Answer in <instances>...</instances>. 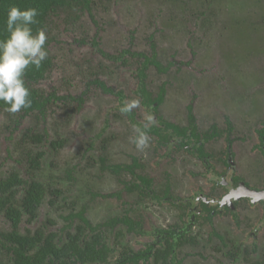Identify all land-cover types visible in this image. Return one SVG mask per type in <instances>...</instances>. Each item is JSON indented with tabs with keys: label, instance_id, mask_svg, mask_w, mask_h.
Here are the masks:
<instances>
[{
	"label": "flooded vegetation",
	"instance_id": "af4514ba",
	"mask_svg": "<svg viewBox=\"0 0 264 264\" xmlns=\"http://www.w3.org/2000/svg\"><path fill=\"white\" fill-rule=\"evenodd\" d=\"M92 5L91 1L90 10ZM188 12L189 10L184 15L185 18H188ZM86 13L89 15L88 11ZM192 13L195 14L196 12ZM91 15L94 17L92 10ZM141 21H143V17ZM188 22L180 24L179 30H177L178 27H175V29L169 27L171 31L164 33L170 35L171 38L167 36V42H163L166 44L162 45H157L154 42V46L148 41H151L153 37L157 40L160 35V33L155 32L157 27L148 29L147 37L142 40L141 44L136 42L140 39L137 37V29L134 30L130 27H111L109 30L103 31L102 26L98 27L97 22L93 21V27H64V30L74 31L67 32L70 33L66 34L69 39L63 40L64 37H62L59 44L70 43L74 47V53L70 54L68 59L72 65L71 70L66 73L64 78H61L67 86L68 83L72 86L60 93V90L55 87V85L57 86L55 81L56 84L52 83L48 86L47 91H42L38 86L42 85V82L47 78L46 76L45 79L34 84V87L45 94L54 92L56 95H72L74 100L65 99L67 104L71 105V110L70 107L63 104L65 106L63 112L56 108V102H49L47 109H45L48 115L45 117L46 125L40 124V129L37 126L36 128L32 127L34 125L30 119L32 111L25 116H21L23 114L22 109L12 114L6 111L5 108L0 107V119L10 126L9 134L5 137L7 140H12V133H21L18 138L21 139L15 144L18 150L23 140L22 135L31 128L33 134L37 131L40 132V130L43 132V128H45L49 141L53 139L64 140L65 145L59 151H55L53 148L44 146L41 143L30 145L34 147L35 151L40 150L45 153L42 161L45 160L46 155L54 153L79 154L76 159H70L74 163H71L63 171L66 179L70 181H73V178L68 176V171L71 170L72 174L76 171L74 169L75 161H80L81 164L89 161V168L101 167L102 165L103 169L107 168L106 164L111 162L110 168L113 172L126 173L129 179L126 183L122 182L121 187L129 195V198L124 197L123 200L127 203L125 214L128 220L131 221L132 227L130 228L134 229L130 233H135L137 223L140 220L142 221L140 218L135 219L132 217L133 214L140 213L144 215V213H148L145 208H137V201L134 204L130 198L131 195H134L140 201L156 204L158 209L168 207L167 210L173 216L172 220L174 221L172 228H170V225L160 227L156 222H153L149 227L151 228L150 231L144 227V224L137 229L141 236L151 235L154 237L150 243L158 240V236L162 237L170 231L172 233L186 231V233L195 235L197 232L194 231V228L198 225H202L201 229L209 230L215 226L212 223L215 219L219 220V229L229 225V223H233L242 229L244 224H248L249 227H252L251 231L247 233L238 231V233L251 238L252 243L249 246L253 245V247L251 249L242 247V249L234 243L235 253L232 254L231 259L235 261L237 258L244 259L247 253L249 255L260 253L258 245L264 241V237L257 240L258 236H261L260 233L263 232L264 234V123L261 126L256 124L253 127V135L250 137L247 133L233 135L232 133H235V130L228 119H226V127L221 130V133L213 121L205 131H199L196 128L192 104L200 102L207 91L210 94L211 105H215L214 102L217 103L213 109H216L217 106H225V103L221 102L222 100H229L227 96L221 98L218 95L216 98L213 95L214 90L219 91L221 89V85L219 89L217 86L210 89V86H207L205 82H210V78L215 76L217 78L216 85L223 83L222 85L228 86L227 82L225 84L217 76L218 74L212 66L220 64L223 58H231V56H222V58L213 50L215 51L214 58L211 62H207V58L210 57L207 55L211 49L203 53H201V50L199 52L195 50V43H193L195 37H192V34H195V31L197 32L198 27H192L191 24L188 25ZM119 31L122 33L117 34ZM48 33L50 35L49 31ZM183 33L187 36L186 38L183 37ZM177 34L179 36L175 38ZM101 36H105L103 39L105 42L100 40L99 37ZM127 36L130 38L129 43L126 41L127 47H120V42L125 40L123 37L126 38ZM54 39L53 36V40L47 45L51 55L55 44ZM133 40L135 41L133 42ZM104 46L115 47L114 49L117 52L106 50ZM199 48L198 46L197 49ZM99 58L105 60L100 59L101 61H99ZM90 60L91 63H89ZM145 60H147V64L143 63ZM148 60H154L158 65L148 64ZM134 61L136 65L133 64ZM102 62L118 65L117 69H120L122 73L121 78L118 81L105 78L101 72ZM209 64L212 66L206 67L210 69L208 71L204 65ZM233 65L236 67L237 63ZM108 69L110 73H113L114 69L112 67H108ZM55 73L56 76L61 75L57 70ZM176 75L181 79H177ZM201 76L203 81L200 78ZM157 78H164L159 86L154 82ZM185 78L187 79L186 83L189 82L193 86L190 93L185 92L190 90L189 83H184ZM233 79L235 83L230 80L236 89L225 86L222 88V92L230 91L232 99L245 97L246 104L250 106L252 101L250 93H246V89L240 83V78L234 77ZM173 81L176 83L174 87L171 84ZM195 81L197 82L195 83ZM75 84H78L79 87L74 88ZM180 85L186 90L183 89L182 91ZM61 86L59 85L60 88H62ZM238 91L240 93L234 95ZM254 93L253 90L254 96L263 95ZM100 98L107 100L108 104L99 105ZM131 99H138L140 101L139 107L133 109L129 114L120 113L118 106L125 100ZM85 109H88L87 113H85ZM210 111L212 110H207V112ZM100 112L105 113L104 119L101 118L100 121L95 122L97 115L100 116ZM147 112L154 115L156 123L150 125L148 129L149 146L145 150L139 151L130 142V137L134 135L132 126L136 124L143 126ZM188 114L193 118L194 124L191 126H189ZM234 114L232 115L234 116ZM54 117L59 119L56 124L53 120ZM117 117L123 121L117 120ZM183 119H185L186 124L180 122ZM185 127H188L186 132L183 130ZM210 132L213 133L210 134ZM193 136L197 138L196 141H194ZM239 144L249 145V149L245 154L239 150ZM19 151L22 154L21 150ZM9 158L13 160L15 157L12 154ZM170 159L171 165L165 173L163 183L160 181L157 187L154 186L153 181L155 178L158 179L157 176L161 172L159 168L163 167V164ZM24 163L23 173L25 174L27 162L24 160ZM195 166H199L201 170L192 172ZM39 171L40 169L37 172L32 170L29 176L25 174V177L42 182ZM173 172H177V174L186 172L183 175L189 180V183L177 188L170 179ZM9 174L6 173L3 178L8 177ZM140 177H149L151 186L148 187L147 184H142ZM166 181L168 184L165 183ZM165 187L169 188L168 196H165ZM148 189L152 190L151 195ZM119 192H121V189H119ZM22 197L15 205H20ZM108 197L120 198L116 195L111 196V193ZM104 198L107 197L104 196ZM121 211L123 210H118V213H121ZM1 215L6 219L3 214ZM196 218L198 219L196 220ZM187 219L190 222L188 229L175 228L176 224L182 226ZM7 221L10 226L9 229H11L10 221ZM23 221L28 222L26 215L21 216V222ZM32 223L27 224L31 225ZM217 230L215 229L222 236V233ZM148 244L146 243L139 249L134 247L132 249L140 251L145 249ZM191 245L184 243L177 251L179 252V250L181 251ZM3 252L6 253V250H0V258ZM6 255L5 264L10 263L9 253H6ZM262 255L260 259L256 260V264H264V252ZM227 257L230 256L227 255ZM111 260H113L112 262L116 261L115 257ZM239 261L244 260L238 259Z\"/></svg>",
	"mask_w": 264,
	"mask_h": 264
},
{
	"label": "rangeland",
	"instance_id": "374dc122",
	"mask_svg": "<svg viewBox=\"0 0 264 264\" xmlns=\"http://www.w3.org/2000/svg\"><path fill=\"white\" fill-rule=\"evenodd\" d=\"M91 1L93 3V5L91 6V10L92 13H94V19L96 20L98 27L102 26L101 29L103 31L109 30L111 27H130L131 29L134 28V30L137 29V37H139L140 39L139 41L136 40V42L138 44H141L142 40L147 37L148 29L150 27H157L155 32L160 33V35L157 37V40L160 43L158 41L156 43L157 45H162L166 44L163 42H167L168 37L171 38L170 35L165 34L171 31L169 27L173 29H175V27H178L177 30H179L180 24L182 25L186 21H189L188 25L191 24L192 27H198L197 32L195 31V34H192V37H195V42L193 41L196 47L195 50L197 52L201 50V53H203L204 51L207 52L211 49L210 53L207 55L210 56L207 58V62H211L213 60L215 51L221 57L231 56V58L222 57L223 61L220 64H217L218 66H212L210 64L204 65L205 68L212 66L213 70L218 74L217 76L222 80V82L224 81L225 84L226 82L228 83V86L222 85L223 83H218L216 85L215 83L217 82V78L215 76H212L210 78V82H205L207 86H210V89L214 88V86H217V88L219 89V86L221 85V89H219V91L214 90L213 95H215L216 98L218 97V95L221 98H226L227 96L230 101L224 99L221 102L225 103V106L221 105L220 107L217 106L216 109H213L217 103L214 102L215 105H211V101L209 100L210 94H208L207 91V94L202 97L200 102L193 103L192 105L194 109L193 113L195 116V124L196 128H198L199 131H205L213 121V123L216 124V126L220 129L219 131L221 133V130H224V128L226 127V119H228L230 124L233 125L232 128L234 127L235 130V133H232L233 135L247 133V135L250 137L253 135V127H255L256 124L261 126L264 123V37L262 40H260V38L256 39L255 37H252L250 41L251 43L257 44V46L262 49V52L260 50L255 55H251L250 53H248V55L244 54L242 58L241 46L238 45L233 38L230 40L225 36V34L231 32V27H236L235 21L240 17L245 19L246 24H253L254 27H256L257 23H260L258 22V20L262 18V14L260 12L262 9H264V5L263 8L254 7L253 9H250L244 6L243 8L236 9L234 4L227 3L228 0ZM261 4H264V0H262ZM179 8H181V10H179ZM188 10V18H185L184 15ZM194 11L196 12L195 14L192 13ZM69 12L72 11L59 9L53 12V14L50 13L48 16L47 21L49 27H47V29L50 32V35H53L55 37V44L52 48V57L54 64L47 78L42 82V85L38 86V88L42 91H47L48 86H50L52 83H55V81L58 87L59 85H62V88H58L55 85V87L60 90V93L62 90H66L70 86H72L69 83L67 86L63 78L66 73L71 70L72 65L71 63H69L68 59L69 55L74 53L72 52V48L74 47L71 46L68 42L63 44L59 43L60 41H62V37H64L63 40L69 39L66 34L70 33L67 32L74 30H64V27H93V23L89 15H87L86 11L77 12L79 14L77 20L67 17ZM142 17L143 21H141ZM210 27L213 28L211 29ZM212 32L214 33L213 35ZM120 33L122 32L119 31L117 34ZM178 36L179 34L175 35V38H178ZM184 36L185 38L187 37L185 33H183V37ZM99 38L100 40H103L105 36H101ZM123 39L125 40L120 42V47L124 48L127 47L126 41L127 43H129L130 38L127 36L126 38L123 37ZM134 41L135 40H133V42ZM197 45L200 47L199 49H197ZM104 47L106 50H109L111 52H117V50L114 49L115 47ZM236 56H238V60L236 59ZM100 59L101 58H99V61L105 60ZM91 62L92 61L90 60L89 63ZM232 63H237V66L234 67ZM133 64L136 65V62L134 61ZM108 67H112V69H114L113 73H110ZM117 67L118 65L102 62L101 72L108 80H111L112 78L114 81H118L121 78L122 73L120 69H117ZM206 69L208 71L210 70L209 68ZM56 70L61 73L62 76L60 74L56 76ZM257 76L258 78L256 79V81L252 80ZM176 77L177 79H181L177 75ZM232 77L240 78V83H243L242 86L244 89H246V93H250V98L252 99L250 106L246 104L245 97L242 99H232L230 97V91L224 90L225 92H222V88L225 86L227 88L229 87L231 89H236L231 83V80L233 81V83H235V80ZM200 78L203 81V77L201 76ZM163 80L164 78H157L154 82L155 84H158L157 86H159ZM186 81L187 79L185 78L184 83H186ZM196 82L197 81H195V83ZM171 84L173 85L172 87L176 86L175 81H173ZM180 86L182 91L183 89L184 91L186 90L182 85ZM78 87V84L74 85V88ZM188 87L190 88V90H186V93H190L191 89L193 88V86H191V83L188 84ZM247 88L249 89L247 90ZM253 90L255 91L254 94H263L257 95L259 97V100L257 96L253 95ZM239 93L240 92L238 91L234 95H237ZM101 104H108V101L100 98L99 105ZM234 106H236L237 108ZM208 109L212 111L207 112ZM85 110V113H87L88 109ZM99 114L100 116L97 115L95 122L98 120L100 121L101 118L104 119L105 113L100 112ZM232 114H234V116ZM246 114L247 116H245ZM116 119L122 120L118 117ZM180 122L186 124L185 119ZM36 125L34 124L32 125V127L36 128ZM9 127L10 126L7 123L3 122L2 119H0V177H3L6 175V173H10L12 170H15L19 172L21 178L24 179L26 178V175L23 173V170L25 169V163L21 159L22 154L20 153L18 148L15 147L16 142L21 139H18L21 133L14 132L11 135L12 140H7V138L5 137L9 134ZM173 128L176 130L175 126H173ZM193 139L194 141L197 140L195 136H193ZM23 147L30 150L34 149V147H32L30 144H27L26 146L23 145ZM248 149L249 145L239 144V150L243 154H245ZM12 154L15 157L13 160L9 158V156H11ZM71 158H74V155L64 154L63 152L46 155L44 163L50 160L49 162H51V164L49 166L45 165V167H41L39 171L42 183L47 188L45 190L43 202L38 208L37 221H34L31 225L27 224L24 221L21 222L19 224V229L21 230V232H24L26 228L31 230L35 229L46 218L51 217V219L56 220V215L66 216L72 208L80 209L81 205L83 204L87 205L89 211L92 212H87L86 215L89 217L93 224L103 223L108 218L120 217L123 216V214L126 215L125 208L127 203H125L123 199L129 198V195L127 192H125L124 188L121 187V183H126L128 181V175L120 171L118 173L113 172V170L110 168L111 162H108L109 164H106L108 167L105 169L101 168L100 166L89 168L90 164L88 165V162H84L79 167H77L76 171H74V173L72 174L73 181H70L68 185L63 178L58 182V179L62 174H64L63 171L70 166ZM170 161L171 159L167 160L163 164L164 166L159 168L161 172H159L157 176L158 179H154V186L157 187L160 184V181L163 183L165 173L168 171L169 166L171 165ZM199 170H201V168L199 166H195L192 172ZM185 173L186 172L177 174V172H173L171 174L170 179L177 188H179L180 186H185L189 183V180L183 175ZM53 180H56L57 183L53 184ZM53 187L60 188L63 194H61V196L58 198L56 206L50 207L48 206V200L50 199L48 190ZM119 189H121V192H119ZM95 193L97 195L96 198H91L90 194ZM110 193L111 196L116 195L120 196V198L108 197ZM23 194L24 190L19 186L16 189L15 194L16 203L20 201V198L21 196H23ZM85 195L87 196L86 198ZM104 196L107 198H104ZM130 198L133 200L134 204L137 201V208H145V210H147L148 212L144 213V215H141L140 213L133 214L132 217H134L135 219H142V221L140 220L141 222L139 221L140 227L144 224V227L150 231L151 228L149 227L151 224H153V222H156V224L160 227H165L173 224V216L169 214V211L167 210L169 209L168 207H165L166 209H158L156 207V204L154 205L150 204V202L146 203L145 201H140L139 199L134 197V195H131ZM118 210L123 211H121V213H118ZM59 221L61 223L63 222L62 217ZM73 222L75 224L77 220ZM218 222V219L212 221L215 226L209 229L210 233L211 231H215V229H218L222 233V237H224L225 239H229L227 240L228 245H231L233 244L232 242H234L239 248L245 247V249H251V247H253V245L251 247L249 246L252 243L251 238H247L245 234L238 233V231H243V233L251 231L252 227H249L248 224H244L242 229L241 227H237L233 223H229L230 226L225 225L223 228L219 229ZM9 228L10 226L8 221L1 215L0 232H3L2 230L8 231L10 230ZM105 228V239H107V241L111 243V246L113 245L115 236L114 232H117L118 230H122V232L124 233V236L119 237L120 240H122L123 243H126L131 248L134 247L135 249H139L143 245H145L146 243H150L154 239V237L151 235H139V231L130 233L131 230H128L127 226L121 222H117V225L111 228V233L107 231V227ZM200 229V225L194 228V231L199 233L198 237L201 241L200 244H197L196 246H187L186 248L181 250L178 257L185 258L180 264H254V262L256 264V260L260 259L263 256L262 253L264 252V241L258 245L260 253L255 255H249L247 253L244 256V259L237 258L235 261H232L231 257H227V255L225 256L222 253V250L216 252L213 249L215 245H220L219 239L213 235L210 238V243L207 245V242L205 241V237L207 236L206 231L204 229ZM260 234L261 236H258L257 240L260 237H264L263 232ZM224 250L229 251L226 248H224ZM200 251L205 257L204 259L201 258V254L198 253ZM118 252L119 249H116L113 255H117L116 257H118ZM6 258L7 255L5 252H3L0 258V263L4 264ZM238 259L244 261L238 262Z\"/></svg>",
	"mask_w": 264,
	"mask_h": 264
},
{
	"label": "trees",
	"instance_id": "16d2710c",
	"mask_svg": "<svg viewBox=\"0 0 264 264\" xmlns=\"http://www.w3.org/2000/svg\"><path fill=\"white\" fill-rule=\"evenodd\" d=\"M91 0H0V39L4 38L7 35V32L4 30V21L7 17V11L11 6H17L20 9L26 8H36L39 15L37 16V23L32 26L33 32L41 27H49L48 25V16L50 13L59 10L65 9L69 12L67 17L78 19L77 12L88 11L89 17L93 22H96L93 15H91L90 10ZM262 0H228V4H234L235 8L248 7L253 9L254 7L263 8L264 4H261ZM223 7V6H222ZM230 8V7H229ZM262 18L258 20L256 27L254 25H248L245 22V19L240 17L236 19V27L230 28V33L225 34L226 38L234 39L238 45L241 46V54L243 55L250 53L255 55L258 51L262 49L257 46L255 43H251V38L255 37L256 39L262 40L264 37V9L260 12ZM211 29L213 27H210ZM49 34V33H48ZM214 33L212 32V35ZM53 40V35H48V40L46 42V49L48 51V58L42 63L39 69H36L34 66H30L26 71L24 79L26 87L30 89V98L32 100L31 106L27 109H22L25 116L29 114L30 119L37 126L46 125L45 117L48 116L45 109H47V104L49 102H56V108L64 112V105L70 107L71 105L67 104L66 98L74 100L72 95H56L54 92L44 93L38 88L34 87V84L40 82L48 76L49 71L53 67V57L49 52L47 45ZM148 41V40H147ZM151 45L154 46V42L157 40L153 37L151 41H148ZM236 46V45H235ZM72 52L74 49L72 48ZM144 64H147V60L143 61ZM148 64L158 65L154 60H148ZM258 76L252 80L256 81ZM243 85V83H241ZM163 92V90H162ZM64 104V105H63ZM0 107L7 108L3 102H0ZM21 111V110H20ZM189 126L193 125V118L191 115H187ZM54 123L59 121L58 118H53ZM229 129V128H228ZM32 128L26 131L22 137V143L19 146V150L22 152V160L27 162V169L25 174L29 176L32 170L38 171L41 167L45 165H50L51 162L42 161L44 152L37 150L35 151L23 147L27 144H43L53 148L55 151H59L64 145L65 142L62 139L51 140L48 139V134L43 128V132L40 130L32 133ZM184 132L188 130V127H185ZM194 131V130H193ZM213 132H210L212 134ZM209 134V133H208ZM79 154L74 155L72 160L76 159ZM84 158V155H83ZM82 160V158H81ZM89 165V161H87ZM71 163H74L71 161ZM81 165L80 161H75L74 169H77ZM101 168L103 166L101 165ZM68 176L73 178L71 170L68 171ZM64 179L69 184L70 180H66L64 174L58 179V182L61 179ZM140 181L144 185L151 186L149 177H140ZM57 181L53 180V184H56ZM165 183L168 184L166 181ZM22 187L24 190L23 197L21 199L20 205H15V194L18 187ZM53 186V185H51ZM48 186V187H51ZM46 186L36 179L21 178L19 172L11 171L8 177H0V214H3L7 220L10 221L11 229L9 232H0V250H6V253L10 255V263L7 264H180L183 262V257H178L179 252L177 251L184 243L192 244L196 246L200 244L199 233L192 235L186 233L171 232L167 233L164 236H158L153 243H149L148 246L140 251L133 250L126 243H123L119 237L124 236L122 230L115 231V236L113 240V245L105 239V227L108 228V232L111 233V228L117 225V222L128 225V230L134 229L130 228L131 221L128 220L126 215L120 217L108 218L103 223L93 224L89 217L86 215L89 211L87 205H81L80 209L72 208L66 216H62L63 222L61 223V217L56 215V220L50 218L44 219L38 227L34 230L26 228L24 232H20L19 223L21 222V216H27V223H32L37 221V212L38 208L43 202L45 196ZM139 188V187H138ZM141 189V188H139ZM151 195L152 190L148 189ZM165 196L169 195V188L165 187ZM50 194V199L48 200V206L55 207L57 204L58 198L63 194L60 188H50L48 190ZM148 193V194H149ZM91 198H96L95 194H90ZM87 196L85 195V198ZM20 206V207H19ZM88 213V214H89ZM196 217H198L196 215ZM198 218H196L197 220ZM77 220L74 224L73 221ZM59 221V222H58ZM172 228V225H170ZM202 226V225H201ZM140 224L137 223L136 231L139 229ZM190 227V222L187 219L184 221L182 226L178 224L175 225V228L178 229H188ZM207 236L205 237L206 244L210 243V238L214 235L219 239L220 245H215L213 248L216 252L221 251L226 256L230 257L235 253L234 247L235 244L228 245L227 240L218 234L215 231L205 230ZM176 233V234H175ZM112 242V241H111ZM158 245V246H157ZM226 248L229 251H225ZM119 249V256L115 258V262H112L115 255L113 253ZM201 254V258H205ZM147 260V261H145ZM146 262V263H145ZM1 264V263H0ZM5 264V263H4Z\"/></svg>",
	"mask_w": 264,
	"mask_h": 264
},
{
	"label": "clouds",
	"instance_id": "9594fccd",
	"mask_svg": "<svg viewBox=\"0 0 264 264\" xmlns=\"http://www.w3.org/2000/svg\"><path fill=\"white\" fill-rule=\"evenodd\" d=\"M38 15L36 8L22 10L13 5L8 9L4 21L7 35L0 39V102L7 105L6 111L12 114L31 106L25 73L30 66L39 69L48 58L45 47L48 40L47 27L38 28L35 32L32 28L37 23ZM139 105L138 99L125 100L118 106V110L122 114H129ZM155 123L154 115L147 112L143 126H132L134 135L130 137V142L137 150L143 151L149 146L148 129Z\"/></svg>",
	"mask_w": 264,
	"mask_h": 264
}]
</instances>
